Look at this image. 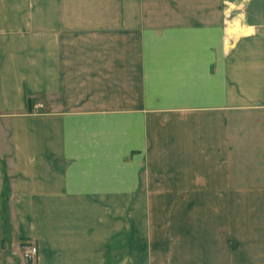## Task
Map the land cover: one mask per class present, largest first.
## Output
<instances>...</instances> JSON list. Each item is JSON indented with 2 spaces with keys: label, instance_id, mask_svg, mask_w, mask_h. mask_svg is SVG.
Instances as JSON below:
<instances>
[{
  "label": "crops",
  "instance_id": "0c3cea01",
  "mask_svg": "<svg viewBox=\"0 0 264 264\" xmlns=\"http://www.w3.org/2000/svg\"><path fill=\"white\" fill-rule=\"evenodd\" d=\"M0 228V264H264V0H0Z\"/></svg>",
  "mask_w": 264,
  "mask_h": 264
},
{
  "label": "built area",
  "instance_id": "2783aa9c",
  "mask_svg": "<svg viewBox=\"0 0 264 264\" xmlns=\"http://www.w3.org/2000/svg\"><path fill=\"white\" fill-rule=\"evenodd\" d=\"M38 109H42L43 105L39 104ZM38 256V248L36 246H25L22 251V258L25 262L33 264Z\"/></svg>",
  "mask_w": 264,
  "mask_h": 264
},
{
  "label": "rangeland",
  "instance_id": "374dc122",
  "mask_svg": "<svg viewBox=\"0 0 264 264\" xmlns=\"http://www.w3.org/2000/svg\"><path fill=\"white\" fill-rule=\"evenodd\" d=\"M236 24V23H235ZM234 25V24H233ZM238 25V24H237ZM232 27V26H231ZM243 32H245L244 30H243ZM45 111H47L48 109H47V107H45V108H43ZM42 109V110H43ZM1 225H3V224H1ZM9 226V225H8ZM10 228H11V226L10 227H7V226H5L4 227V229H5V232L6 233H9V230H10ZM1 229V228H0ZM3 237V235L1 234L0 235V242H1V238ZM22 246V245H21ZM2 248V245H1V243H0V249ZM23 251V250H22ZM1 252V251H0ZM17 253H19V252H17ZM20 254V253H19ZM16 257H18V256H16ZM6 254H4V253H0V261H6ZM4 264H5V262H4Z\"/></svg>",
  "mask_w": 264,
  "mask_h": 264
},
{
  "label": "bare ground",
  "instance_id": "6f19581e",
  "mask_svg": "<svg viewBox=\"0 0 264 264\" xmlns=\"http://www.w3.org/2000/svg\"><path fill=\"white\" fill-rule=\"evenodd\" d=\"M234 29H235V26H232L231 29H230V31L233 32Z\"/></svg>",
  "mask_w": 264,
  "mask_h": 264
},
{
  "label": "trees",
  "instance_id": "16d2710c",
  "mask_svg": "<svg viewBox=\"0 0 264 264\" xmlns=\"http://www.w3.org/2000/svg\"><path fill=\"white\" fill-rule=\"evenodd\" d=\"M7 219H8V217L6 216V217H5V220H6V225H8V224H9V221H7Z\"/></svg>",
  "mask_w": 264,
  "mask_h": 264
}]
</instances>
